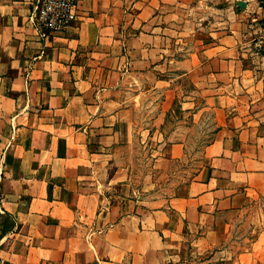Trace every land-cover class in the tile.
Instances as JSON below:
<instances>
[{"label":"crops","instance_id":"crops-1","mask_svg":"<svg viewBox=\"0 0 264 264\" xmlns=\"http://www.w3.org/2000/svg\"><path fill=\"white\" fill-rule=\"evenodd\" d=\"M34 4L0 0V264H264L259 0H79L48 40Z\"/></svg>","mask_w":264,"mask_h":264},{"label":"built area","instance_id":"built-area-1","mask_svg":"<svg viewBox=\"0 0 264 264\" xmlns=\"http://www.w3.org/2000/svg\"><path fill=\"white\" fill-rule=\"evenodd\" d=\"M79 0H35L32 11V21L39 36L43 40L50 39L53 35L67 30L77 18ZM262 36L257 40L259 48L264 45V0H259V20ZM2 157H0V183L3 177ZM5 197L0 188V218L4 213Z\"/></svg>","mask_w":264,"mask_h":264},{"label":"rangeland","instance_id":"rangeland-1","mask_svg":"<svg viewBox=\"0 0 264 264\" xmlns=\"http://www.w3.org/2000/svg\"><path fill=\"white\" fill-rule=\"evenodd\" d=\"M161 100L160 98L159 101ZM189 112V110H183V122L187 121L185 124L183 123V138H185L184 144L187 149L186 158H183V168L194 164L195 157L197 156V149L207 144V141L210 139V130L212 129L211 125L208 124L211 120L208 118L206 120H200L204 123L202 126L188 124L191 121L188 120L190 117ZM169 127L173 128V125H167V128ZM129 149L130 151L134 150V152H136V146L134 145L130 146ZM176 165L175 167L178 169L180 163H176Z\"/></svg>","mask_w":264,"mask_h":264}]
</instances>
